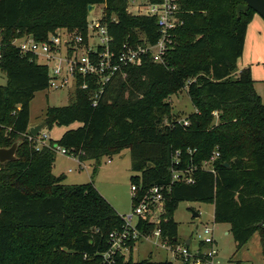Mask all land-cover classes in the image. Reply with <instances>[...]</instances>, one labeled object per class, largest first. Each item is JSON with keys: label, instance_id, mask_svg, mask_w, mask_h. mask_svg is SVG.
<instances>
[{"label": "trees", "instance_id": "trees-1", "mask_svg": "<svg viewBox=\"0 0 264 264\" xmlns=\"http://www.w3.org/2000/svg\"><path fill=\"white\" fill-rule=\"evenodd\" d=\"M240 2L183 0L184 23L165 61L125 67V77L113 79L96 106L94 87L77 88L68 105L48 106L46 128L79 125L38 150L29 138L30 103L48 88L49 71L12 41L28 34L45 40L59 28L85 32L90 4H104L103 18L118 47L144 43L142 37L154 43L157 21L128 13L127 0H0V69L8 77L0 84V148L21 140L18 159L0 162V264H106L101 253L109 234L124 226L94 181L69 184L53 172L55 143L82 163L130 149L132 169L141 173L132 182L144 186L168 183L172 155L181 149L180 166H198L196 181L175 182L166 192L163 238L178 241L172 214L180 201H205L215 204L217 221L231 224L238 248L259 230L264 253V100L251 66L238 68L257 12L250 8L238 17ZM181 88L195 106L188 124L173 118L164 100ZM214 150L220 155L212 172L202 165ZM117 264L158 262L131 255L117 257Z\"/></svg>", "mask_w": 264, "mask_h": 264}, {"label": "built area", "instance_id": "built-area-1", "mask_svg": "<svg viewBox=\"0 0 264 264\" xmlns=\"http://www.w3.org/2000/svg\"><path fill=\"white\" fill-rule=\"evenodd\" d=\"M95 8V7H94ZM94 10V9H93ZM92 10V11H93ZM127 12L133 15H147L156 18L159 32L158 39L151 43L146 37L144 43L133 45L125 42L121 46L114 44L104 15L100 19L88 20L85 32L59 28L48 34L45 40H37L32 34L17 37L12 44L22 53H31L35 60L48 67V88L68 89L74 92L77 88L92 89L93 105L103 98L109 84L120 74H125V67L141 66L145 61L164 62L165 55L176 43L175 30L184 23L183 0H127ZM115 19V18H114ZM217 114V112H215ZM180 121V120H179ZM188 124V120L181 121ZM38 143L36 148L49 143L48 135L42 131L38 136L29 134ZM39 144V145H38ZM58 151V149L56 148ZM63 154L69 150L60 147ZM181 149H176L172 155V172L168 183L143 184L131 183L133 210L122 215L124 226L109 234V247L101 253L106 264H117V257L125 260L133 256L137 243L142 239L155 237L163 241L162 246L173 253L174 260L181 264H218L215 261L217 248L213 237L214 227L205 226L204 234H198L199 243L195 249L189 244L171 242L168 237L163 238V222L166 215V192L175 182L193 184L196 181L197 165H181ZM220 155L214 150L209 159L203 162L202 168L215 172L214 162ZM149 231H144L147 226ZM199 228V225H198ZM87 257V254L84 255ZM163 262V261H162ZM158 264H163L158 262Z\"/></svg>", "mask_w": 264, "mask_h": 264}, {"label": "rangeland", "instance_id": "rangeland-1", "mask_svg": "<svg viewBox=\"0 0 264 264\" xmlns=\"http://www.w3.org/2000/svg\"><path fill=\"white\" fill-rule=\"evenodd\" d=\"M103 12L104 4L95 5L94 10L89 12L88 20L100 19ZM262 20L264 22V19ZM245 66H251L254 86L264 100V29L256 28L253 22L248 25L243 55L238 62L239 70ZM122 76L124 78L125 74ZM7 81L6 73L0 69V84H7ZM74 98L73 92L68 89L47 88L38 91L30 103V122L35 125L45 121V112L48 106L68 105L73 102ZM164 100L172 105V117L180 121L187 120L189 114L195 111L187 88H181L177 92L167 95ZM168 121V118L165 117L164 123ZM78 125L79 122L73 123L69 127L54 125L52 129L46 128L43 131L48 135V138L59 140L66 130L76 128ZM37 143L38 141H36ZM55 147L58 151L54 173H59V170L62 169L67 175L65 183L76 184L94 181L96 188L121 215L132 212L131 183L134 180L133 176L141 173L132 169L133 156L130 149H124L121 153L113 156L102 155L87 160L85 164L78 165L76 157L70 153H61L58 143H55ZM194 211L200 213L198 218L193 217ZM172 217L178 223V243L184 244L190 239L192 249L198 245V234H204V227H214L213 237L217 248L215 261H218V264H264L260 231L253 232L246 243L238 248L231 231V224L215 219L214 203L198 200L180 201ZM197 224L199 228H196ZM162 244L163 241L155 237L142 239L133 251L134 260L150 258L156 263L166 259L174 260L173 253ZM174 262V264H181L179 261Z\"/></svg>", "mask_w": 264, "mask_h": 264}, {"label": "water", "instance_id": "water-1", "mask_svg": "<svg viewBox=\"0 0 264 264\" xmlns=\"http://www.w3.org/2000/svg\"><path fill=\"white\" fill-rule=\"evenodd\" d=\"M95 5L90 4L88 6V11L92 12ZM255 10L260 16L264 18V0H244V2H240L236 7V14L238 17L241 16L242 12H247L249 9ZM47 126L46 121H42L40 123H37L35 125H32L29 127V133L33 136H38ZM21 143V140L14 141L10 146L8 147H1L0 148V162L5 163L8 161H14L18 159L17 156V149ZM226 166H229V163L225 164ZM200 216V213L198 211L193 212V217L198 218ZM260 226L264 227V222L259 223ZM196 228H198V224L196 225ZM189 244V240L186 242Z\"/></svg>", "mask_w": 264, "mask_h": 264}, {"label": "crops", "instance_id": "crops-1", "mask_svg": "<svg viewBox=\"0 0 264 264\" xmlns=\"http://www.w3.org/2000/svg\"><path fill=\"white\" fill-rule=\"evenodd\" d=\"M262 19H264L262 16H260L258 13H255L254 15H253V18H252V21L251 22H253L254 23V25H255V27L256 28H262V29H264V22H263V20ZM250 22V23H251ZM255 35V37H256V34H254ZM239 62V61H238ZM33 124L30 122V126H32ZM50 138H52V137H49V139ZM74 156V155H73ZM74 157H76V156H74ZM76 160H77V163H79L78 165H80V164H85V162L84 163H82L77 157H76ZM55 165H56V160H55V163H54V167H53V172H54V168H55ZM55 174H57V175H59V174H64L65 175V178L67 179V175H66V173L64 172V171H62V169H60L59 170V173H55Z\"/></svg>", "mask_w": 264, "mask_h": 264}]
</instances>
